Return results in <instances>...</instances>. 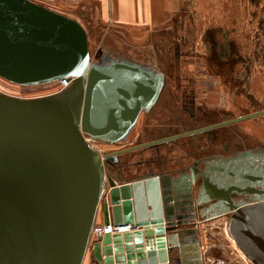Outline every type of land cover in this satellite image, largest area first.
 <instances>
[{
    "label": "water",
    "instance_id": "95a60500",
    "mask_svg": "<svg viewBox=\"0 0 264 264\" xmlns=\"http://www.w3.org/2000/svg\"><path fill=\"white\" fill-rule=\"evenodd\" d=\"M0 76L23 85L71 80L58 95L0 94V264H83L88 249L97 264H202L198 230L188 238L185 227L221 215L245 257L264 264V167L257 159L247 168L241 155L205 161L200 180L150 162H118L163 139L104 157L86 140L124 141L157 100L163 76L110 51L94 59L86 27L35 0H0ZM100 208L106 224L143 228L106 232L89 248Z\"/></svg>",
    "mask_w": 264,
    "mask_h": 264
},
{
    "label": "flooded vegetation",
    "instance_id": "af4514ba",
    "mask_svg": "<svg viewBox=\"0 0 264 264\" xmlns=\"http://www.w3.org/2000/svg\"><path fill=\"white\" fill-rule=\"evenodd\" d=\"M184 10L175 16L173 30L160 41H154L152 46L138 45L136 57L123 53L135 58L152 74L163 76L157 100L140 112L129 135L137 131L138 143L163 140L135 153L120 154L118 162H150L172 176L192 172L197 173L200 180L205 168L203 163L210 164L216 158L241 155V167H250L255 159L264 167V141L242 126L244 121L264 117V113L194 132L264 110L261 84L264 85V42L263 45L239 43L234 34L220 24L199 27L198 21L184 14ZM262 22L261 35L264 19ZM132 145L135 144L122 142L104 150V154ZM110 167L111 164L106 165V175L112 173ZM205 220L209 219H197L185 227L188 238L196 236L193 229L197 228L200 250V226ZM208 252L219 250L211 247ZM178 264H183L181 259Z\"/></svg>",
    "mask_w": 264,
    "mask_h": 264
},
{
    "label": "rangeland",
    "instance_id": "374dc122",
    "mask_svg": "<svg viewBox=\"0 0 264 264\" xmlns=\"http://www.w3.org/2000/svg\"><path fill=\"white\" fill-rule=\"evenodd\" d=\"M35 1L78 19L88 31L90 52L94 59L98 58L100 53L99 48L103 49V44H109V42L117 39L115 36L119 35V33H116L114 30L105 27L95 20V7L93 5L80 4L73 7L61 5L57 0ZM185 1L187 11L183 9L184 14L194 17V19L198 21L199 27H204L205 24L208 25L209 23L220 24L223 26L222 28L233 33L236 41L239 43L246 41V44L263 45L264 32L262 35L260 32L261 25L263 24L262 19H264V0ZM123 44L125 48H122V52L136 57L138 51L136 48L137 44L129 41H124ZM130 45L132 46L130 47ZM63 90L64 87L60 84V80L37 85H23L0 76V94L21 98H42L50 95H58ZM94 140V144L100 149L108 150L114 148L117 144H122V142L136 144L140 140V135L137 131H133L125 141L113 143L115 145L110 146L108 145L110 143L97 139ZM228 222L227 215H221L203 221L200 226V231L202 233L201 243L204 244L206 248L212 247L214 250H224V252H228L229 249L232 250V248L236 251L237 248L239 253L245 256L232 239L227 229ZM90 253L91 250L88 249L85 257Z\"/></svg>",
    "mask_w": 264,
    "mask_h": 264
},
{
    "label": "crops",
    "instance_id": "0c3cea01",
    "mask_svg": "<svg viewBox=\"0 0 264 264\" xmlns=\"http://www.w3.org/2000/svg\"><path fill=\"white\" fill-rule=\"evenodd\" d=\"M57 1L64 6L74 7L80 4L93 5L95 7V20L105 27L114 30L116 33H119L118 36H115L117 39L109 42V44H103V49L99 48L100 53L105 55L109 51L113 54L125 55L122 52V48H125L124 41L135 43L137 47L141 44L152 46L154 41H160L166 33L173 30L175 16L181 13L184 8L186 9L185 0ZM261 84L264 86L263 83ZM242 126L254 133L258 139L264 141V117L244 121ZM97 222H103L101 208ZM83 264H97L93 259L92 252L84 258Z\"/></svg>",
    "mask_w": 264,
    "mask_h": 264
},
{
    "label": "built area",
    "instance_id": "2783aa9c",
    "mask_svg": "<svg viewBox=\"0 0 264 264\" xmlns=\"http://www.w3.org/2000/svg\"><path fill=\"white\" fill-rule=\"evenodd\" d=\"M70 83L71 80H69L68 78L60 79V84L64 87V89L67 88L70 85ZM94 139H95L94 137L86 135V140L88 141L89 145L94 149H96L102 155V157H104V150L100 149L98 146L94 144L95 141ZM106 192H107V188L105 187L101 198V202L106 197L107 194ZM142 228L143 226L137 225L134 222L123 225H116L112 222L106 224L104 223V221L102 223H98L96 219L91 231L88 247H91L92 244L100 237H102L103 234H105L106 232H116V231L123 232L129 230H138ZM210 248H206L205 245L201 243L202 264H252L245 256L239 253V250L237 248L236 251L232 248V250L229 249L228 252H224V250L222 251L219 250V252H208Z\"/></svg>",
    "mask_w": 264,
    "mask_h": 264
}]
</instances>
